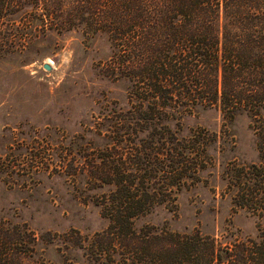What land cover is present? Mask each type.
I'll list each match as a JSON object with an SVG mask.
<instances>
[{
	"label": "trees",
	"instance_id": "16d2710c",
	"mask_svg": "<svg viewBox=\"0 0 264 264\" xmlns=\"http://www.w3.org/2000/svg\"><path fill=\"white\" fill-rule=\"evenodd\" d=\"M70 2L0 0V19L15 21L20 14L18 18L27 24L0 25L1 51L31 43L37 10H42V32L50 24L58 25V32L72 30L71 13L89 14L86 35L106 33L113 48L105 72L130 83L131 116L122 120L136 125L138 135L148 132L141 138L145 149L130 151L132 156L121 153L113 161L117 169L104 171L105 180L116 184L102 203L109 218L105 229L92 235L76 229L38 235L27 222L0 217V264H264V0ZM207 107H219L229 120L243 112L250 118L260 159L234 169L233 176L238 186L236 205L257 216V234L233 238L227 234L221 240L198 227L137 228L135 218L151 209L152 199L175 190L185 176L193 182L199 179L200 167L191 164L199 152L186 147L180 153L174 134L166 151L159 152L151 144L153 130L164 121L180 120ZM199 136L205 137L204 132ZM204 137L192 143L206 146ZM158 154L165 164L161 180L172 189L157 193L136 183L138 171L128 159L134 165ZM111 157H106L105 168L112 167ZM0 166L5 169L8 163L2 159ZM53 244L68 253L56 261L46 258L43 252ZM73 250H80L81 257L69 256Z\"/></svg>",
	"mask_w": 264,
	"mask_h": 264
},
{
	"label": "rangeland",
	"instance_id": "374dc122",
	"mask_svg": "<svg viewBox=\"0 0 264 264\" xmlns=\"http://www.w3.org/2000/svg\"><path fill=\"white\" fill-rule=\"evenodd\" d=\"M41 11L34 13L38 18L31 23L36 30L29 45L0 49V160L8 163L6 170L0 168V217L27 222L38 235L70 229L92 235L107 227L102 203L116 188L104 171L117 169L113 161L121 153L132 156L130 151L144 150L141 138L148 132L138 135L136 125L122 120L131 116L130 83L104 70L113 54L106 33L86 35L89 14L75 12L70 15L72 30L58 32L59 26L50 24L42 32ZM18 15L15 21L1 18L0 25H27ZM164 124L153 130V148L166 151L173 134L180 153L194 147L193 153H199L191 164L200 167L199 179L185 176L175 190L155 196L151 209L135 218V226L198 227L221 240L227 234L255 236L257 216L236 205L233 176L234 169L260 159L248 115L229 120L219 107H207ZM201 131L205 137L199 136ZM203 137L206 146L192 143ZM111 155L112 167L105 168ZM152 160L133 165L128 159L138 171L136 183L151 192L172 189L161 180L164 156ZM43 253L56 261L68 252L53 244ZM81 255L80 250L69 254Z\"/></svg>",
	"mask_w": 264,
	"mask_h": 264
},
{
	"label": "water",
	"instance_id": "95a60500",
	"mask_svg": "<svg viewBox=\"0 0 264 264\" xmlns=\"http://www.w3.org/2000/svg\"><path fill=\"white\" fill-rule=\"evenodd\" d=\"M45 67H46L47 69H50V68H51L49 64H46Z\"/></svg>",
	"mask_w": 264,
	"mask_h": 264
}]
</instances>
